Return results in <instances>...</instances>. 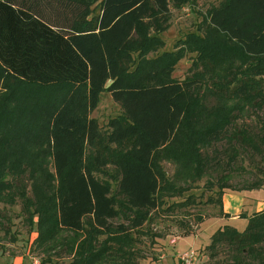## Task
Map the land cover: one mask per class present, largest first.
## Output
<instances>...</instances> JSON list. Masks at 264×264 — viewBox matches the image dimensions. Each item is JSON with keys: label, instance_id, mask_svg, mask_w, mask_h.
Instances as JSON below:
<instances>
[{"label": "trees", "instance_id": "16d2710c", "mask_svg": "<svg viewBox=\"0 0 264 264\" xmlns=\"http://www.w3.org/2000/svg\"><path fill=\"white\" fill-rule=\"evenodd\" d=\"M183 1L0 0V72L3 70L43 93L28 97L32 104H21L15 129L17 134L23 128L34 129L39 136L48 137L55 184L54 193L44 198L43 204L49 207L53 203L59 228L78 233L83 226H92L101 234L114 230L120 233L115 239L128 244V238L121 235L139 229L161 204V199L173 195L174 188L163 179L154 156L168 150L179 129L191 135L192 147L228 140L232 132V141L251 148L249 151L262 157L264 162V127H258L260 134L250 133L248 128L230 131V119L235 118H230L233 107L229 106L222 110L214 107V112L205 113V124L204 120L198 121L196 115L187 111L190 93L198 80L185 78L177 82L170 76L184 52L196 53L192 65L198 62L202 69L220 79L224 70L232 68L225 63L214 66L208 54L220 55L214 59L220 62L225 61L224 58L246 62L247 72L261 67L263 64L259 62H264V0H222L207 12L204 24L220 37V45H224L221 51L215 50L218 42L209 36L200 38L191 33L179 43L186 51L179 48L148 58L149 53L163 48L159 35L168 29L162 23L167 20L169 4L176 6ZM95 5L98 14L89 18L91 7ZM149 29L153 32L149 33ZM215 67L219 69L215 71ZM245 71L241 74H246ZM257 75H250L251 79L242 82L243 86L235 84L234 89L259 95ZM232 82L233 79L227 83ZM207 83L211 88L212 79ZM63 86L72 87L75 93L62 103L52 104L50 93L54 94ZM212 86L222 90L221 86ZM103 92L120 111L119 115L108 119L105 132H101L96 120L90 117ZM249 99H240L238 109L247 107L245 103ZM258 101H253L251 107L259 106ZM49 105H53L50 114ZM38 106L45 108L44 116L38 114L41 112ZM190 118H193V126L189 124ZM213 120L215 124H207ZM217 131L220 135H215ZM183 147L191 153L189 161L195 166L179 175L182 180L198 179V170L204 169L205 164L196 159L195 148L188 150L187 137ZM102 150L112 151L108 163L116 173L115 194L106 181L95 176L104 164ZM186 150L179 155L186 156ZM21 154L7 170H23V164L30 165L32 161L27 152ZM198 163L200 166L195 169ZM261 186L249 187L248 191ZM44 208H36L38 217ZM124 212L130 216L122 217ZM118 217L127 225L112 226V221ZM219 244H225L235 253L234 262L230 264H241L239 262L245 259L264 264V211L247 218L241 233L228 226L216 230L207 248L213 249ZM84 247L90 249L89 245Z\"/></svg>", "mask_w": 264, "mask_h": 264}, {"label": "rangeland", "instance_id": "374dc122", "mask_svg": "<svg viewBox=\"0 0 264 264\" xmlns=\"http://www.w3.org/2000/svg\"><path fill=\"white\" fill-rule=\"evenodd\" d=\"M222 0H184L181 4L169 5L167 20L162 23L168 29L159 35L163 48L155 53H149L148 58L161 52H170L181 48L179 43L186 34H197L200 38L209 36V39L216 41L215 50L222 48V42L206 28V14L216 7ZM47 9V8H46ZM91 16L98 14V6L91 7ZM47 16V10L44 9ZM51 21L50 15L48 16ZM47 17V18H48ZM153 30L149 29V33ZM208 34V35H207ZM183 49V48H181ZM183 51H186L183 49ZM214 66L225 63L231 70L225 71L221 79L216 74L211 75L207 70L202 69L198 62L194 61L196 53L184 52V56L175 62L171 78L177 82L185 78L198 80L194 83L190 93V100L187 106L188 114L196 115L198 121L206 123V115L224 106L233 107L230 118V131L238 129H250V133L260 134L259 126L264 127V62L256 69H247L246 62L240 63L236 58H224L225 61L214 60L218 54H208ZM221 57V56H220ZM219 68L215 67V71ZM243 71L246 74H241ZM263 71V72H262ZM203 72V73H202ZM262 72L261 74H259ZM210 74V76H209ZM252 74H258L255 80L260 82V94L254 96L252 92L244 93L242 89H234L235 84L243 86ZM212 79L214 87L221 86L222 90L214 89L208 85ZM231 79L232 83H227ZM227 83V84H225ZM236 90V91H234ZM37 92L36 88L29 87L16 78L9 76L6 72H0V264H145L149 260L156 259L155 249L167 248L170 246L171 238L191 237V242L186 247L194 253L193 264H230L234 262V252L229 251L225 244H219L213 249L207 248L210 236L218 229L227 226L222 223L219 210L218 190L221 192H244L249 187L262 185L258 190L264 191V162L262 157L254 155L240 142L231 139H221L208 145L192 147V137L185 129L176 132V139L172 141L168 150H161L154 156V161L164 180L173 189L171 198H162L161 204L156 210L150 213L147 221L133 231H126L123 238H128V244H121L116 240L117 234L109 230L104 234L99 233L92 226H83L78 233L64 230L56 225V213L51 203L44 206L43 200L54 193L53 169L51 165L50 148L47 135L39 136L36 130H20L16 133L15 124L20 116L21 104L32 102L28 97H33ZM70 86H63L52 94L51 103L57 101L62 103L64 99L74 94ZM237 96H239L237 98ZM250 98L247 107L238 109L240 99ZM259 100V106L251 107V103ZM107 93L99 95L98 106L93 112V117L101 132L106 131V123L109 118L119 113L118 107L111 103ZM49 105V114L52 111ZM42 112L45 108L38 106ZM226 112V110H225ZM240 113V114H239ZM239 114V115H238ZM91 116V115H90ZM42 124L43 120L40 118ZM216 120L207 122L208 125L215 124ZM30 124L29 122H26ZM39 124V123H38ZM190 126H193V118L189 119ZM217 131L215 135H220ZM244 136V134H242ZM213 136V135H212ZM211 136V137H212ZM189 140V149L195 148L200 163H204V169L198 170L200 177L190 181L182 180L180 172L191 171L195 163L191 164L189 155L185 149L184 138ZM195 140V139H194ZM197 146V147H196ZM186 150V156H180L182 150ZM27 152L29 164H23V170H7L18 160L21 152ZM111 152V154H110ZM112 157L111 150L101 151L103 166L95 173L96 177L106 181L111 192H116V173L108 163ZM19 161H17L18 163ZM200 163L195 169H198ZM10 165V166H9ZM194 172V171H193ZM201 172V173H200ZM194 178V175L193 177ZM179 189H183L179 191ZM171 194V191L168 192ZM117 196V195H116ZM209 200V201H207ZM29 205V207L27 206ZM46 207L42 215L38 217L37 207ZM50 210V212L46 211ZM121 212V210H120ZM128 217V213L121 214ZM249 217V216H248ZM206 221L205 228L201 225ZM38 224V227L36 226ZM112 226L117 224L127 225L123 218L118 217L112 221ZM247 225V217L238 219L228 224L236 232L241 233ZM203 230V232H202ZM202 233L203 235H200ZM86 245L90 249H86ZM163 252V249H161ZM183 250V251H187ZM179 251V252H183ZM79 252V255L77 254ZM170 257V255H169ZM241 257V256H240ZM86 258V259H85ZM240 260V259H238ZM241 264H254L248 259ZM151 262V261H150ZM176 257H173V264Z\"/></svg>", "mask_w": 264, "mask_h": 264}, {"label": "crops", "instance_id": "0c3cea01", "mask_svg": "<svg viewBox=\"0 0 264 264\" xmlns=\"http://www.w3.org/2000/svg\"><path fill=\"white\" fill-rule=\"evenodd\" d=\"M96 108L90 114L91 115L90 117L92 119H95L93 117V112L96 110ZM118 110H119V107H118ZM119 113L117 115H119ZM219 210L221 214V221L222 223L227 224V226L231 222H234L238 219L246 218V217L249 218L252 214L264 211V191H261V190L260 191H244V192H239V193L231 192V191L222 192L219 198ZM205 223L206 221H203L201 225L202 228H205L206 226ZM200 235H203V234L200 233ZM174 239L175 241L173 242V244H170V246H167V248L157 247V249H155V251L157 252L155 254V257H156L155 261L149 260L145 262V264H173V257H175L176 254L179 253V251L187 250L188 248L186 249V247L188 246V243L189 244L192 243L191 237L182 238L180 239V242H178L179 240L178 237L177 238L174 237ZM161 249H163V252Z\"/></svg>", "mask_w": 264, "mask_h": 264}, {"label": "built area", "instance_id": "2783aa9c", "mask_svg": "<svg viewBox=\"0 0 264 264\" xmlns=\"http://www.w3.org/2000/svg\"><path fill=\"white\" fill-rule=\"evenodd\" d=\"M174 238L170 240V244H173ZM176 262L174 264H193L194 253L191 250L179 252L176 254Z\"/></svg>", "mask_w": 264, "mask_h": 264}]
</instances>
